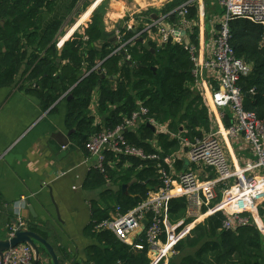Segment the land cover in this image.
<instances>
[{
  "label": "trees",
  "instance_id": "16d2710c",
  "mask_svg": "<svg viewBox=\"0 0 264 264\" xmlns=\"http://www.w3.org/2000/svg\"><path fill=\"white\" fill-rule=\"evenodd\" d=\"M186 1L171 0L164 6L162 13L167 15L170 25L178 21L173 11ZM56 3L57 0H0V88L11 86L25 66L23 88L44 108L51 107L67 93L63 100L71 99L66 102L65 126L74 131L70 138L80 149H84L91 135L115 128L140 105L148 110V117L168 124L174 134L180 133L192 140L209 132L212 125L207 108L200 96L190 89L192 64L181 46L166 44L157 48L151 44L155 49V54H151L135 42L125 47V54L123 51L113 53L119 44L104 35L98 9L82 31L76 32L58 50L55 38L61 22L53 21L43 28L46 16L54 11ZM196 14V8L190 7L187 19L196 18ZM229 32L235 56L250 66V73L239 82L245 96L244 109L264 121L263 29L247 20H233ZM132 35L131 31H124L123 42ZM83 36L88 38L86 42ZM191 40L195 42V33ZM127 55L129 60L125 59ZM95 92L98 93L97 114L103 119V127L94 125V117L88 114ZM125 136L130 145L145 154L155 152L150 144L153 139L163 154H171L179 148L176 140L165 135L155 136L146 125ZM109 161L114 165L108 166L107 179L117 186V191L104 192V206H92L90 222L84 232L95 237L98 245L86 248L87 262L148 264L142 236L137 243L143 250H137L118 242L110 232L94 234L92 231L95 224L109 218L115 207L127 212L146 199L150 192L148 186L153 190L159 188L157 163L112 154H109ZM183 166L181 162L176 165L178 169ZM123 185H127L125 193L121 189ZM103 186H106L104 176L92 169L84 189ZM185 212L184 198L169 201L170 224L183 219ZM225 218L224 214L215 213L197 224L188 236L176 243V254L168 264H264V238L258 229L251 224L234 232L223 231ZM11 223L10 215L0 214V241L8 238ZM27 229L50 245L52 234L48 228L27 224ZM39 250L44 249L40 246Z\"/></svg>",
  "mask_w": 264,
  "mask_h": 264
},
{
  "label": "built area",
  "instance_id": "2783aa9c",
  "mask_svg": "<svg viewBox=\"0 0 264 264\" xmlns=\"http://www.w3.org/2000/svg\"><path fill=\"white\" fill-rule=\"evenodd\" d=\"M87 1L76 0L73 4L71 15L74 25L78 24ZM196 1L199 4L194 5V1L187 0L173 11L178 17L174 25L168 24L167 15L163 14L153 21L143 22L141 29L128 24L114 28L113 37L119 46L113 53L123 51L125 54V47L140 38L148 39L150 45L157 48L166 44L181 46L192 64L190 89L200 96L207 108L212 125L209 132L192 140L180 133L174 134L168 124L148 117V110L140 105L115 128L93 134L85 143L90 168L104 176L106 185L110 183L107 168L114 165L109 161V154L157 163L159 188L150 191L145 200L127 212L115 207L109 218L95 224L93 229L95 233L110 232L118 242L137 250H143V246L135 241L142 236L147 247L148 264H168V254H176V243L215 213L226 216L221 230L234 232L239 227L252 224L264 238V121L244 109L245 96L239 82L250 73V66L235 56L229 43V24L233 20H247L262 27L264 39V0H215L222 14L209 44L203 41V0ZM192 6L196 8V18L188 20V9ZM88 23L78 26L75 33L82 31ZM198 24L199 35L194 42L191 38ZM124 31L133 34L126 42H123ZM59 34L60 31L55 38L58 50L63 41ZM83 40L86 42L88 38L83 36ZM125 59L130 57L127 55ZM66 97L67 93L59 100ZM143 125L152 127L155 136L165 135L176 140L178 150L163 154L155 139L150 142L155 150L153 154H145L130 145L125 134ZM237 140H242L248 147L252 162L240 164L231 154L229 142ZM180 162L185 166L183 169L176 167ZM176 198L186 200V212L183 219L172 225L168 221V203ZM26 199V196H20L17 201L16 222L8 227V239L18 231H27V224L19 214ZM144 220L147 221L145 228ZM33 261V249L29 244L0 253V264H33Z\"/></svg>",
  "mask_w": 264,
  "mask_h": 264
},
{
  "label": "crops",
  "instance_id": "0c3cea01",
  "mask_svg": "<svg viewBox=\"0 0 264 264\" xmlns=\"http://www.w3.org/2000/svg\"><path fill=\"white\" fill-rule=\"evenodd\" d=\"M75 1L57 0L54 11L46 16L43 23L45 29L53 21L61 22L59 38L62 36V46L74 35L78 26L90 22L98 9H104V14L101 13L104 35L116 41L113 37L114 28L128 24L134 29H141L143 22L153 21L163 15L164 6L171 2L148 0L142 4L138 0H88L79 25H74L71 23L74 17L70 15L72 19L68 20L67 11L72 9ZM192 1L194 5L199 4L196 0ZM126 3H129L128 7ZM203 4V41L209 44L220 17L216 16V22L215 17L210 19V28L205 25L207 15L216 2L203 0ZM198 27L199 24L194 30L196 37L199 35ZM25 69V66L20 69L11 86L0 88V214L10 215V226H13L18 211L17 201L20 196H26V204L19 210L21 219L31 226L48 228L52 234L50 246L58 263L90 264L87 262L86 248L98 245V241L86 235L84 229L90 222L92 206H104V192L114 193L117 186L110 182L104 192H99L100 188L84 189L83 185L91 171L85 144L84 149L77 147L72 143L71 134L67 144L61 146L59 142L63 141V137L57 135L65 136L69 131L74 132L65 126L67 101L58 100L51 107L44 108L35 96L23 88L22 75ZM97 106L98 93L95 92L88 114L94 117V125L103 127ZM229 149L240 164L253 161L251 152L242 140L230 141ZM6 240L8 238L2 241ZM40 246L35 244L32 248L33 264H53L43 246L44 250H39Z\"/></svg>",
  "mask_w": 264,
  "mask_h": 264
},
{
  "label": "water",
  "instance_id": "95a60500",
  "mask_svg": "<svg viewBox=\"0 0 264 264\" xmlns=\"http://www.w3.org/2000/svg\"><path fill=\"white\" fill-rule=\"evenodd\" d=\"M138 42L140 44H142V46L147 49L149 52H151V54H155V50L154 48L151 47L150 45V41L148 39L143 40V38H140L138 40ZM59 62V61H58ZM152 70L155 72V68H152ZM248 95H246L247 97ZM71 97L67 98V101L70 100ZM153 131L154 129L152 127H150ZM72 134V131L67 132V134L64 136L62 134H57L58 136L61 135L63 137V141H60L59 144H61V146H64L67 144V139L68 137ZM122 192L125 193L127 190V185H123L121 187ZM148 189L150 191H153L152 187L148 186ZM147 226V221L144 220L143 221V228H145ZM21 244H29L32 248L35 246V244H40L41 246H43V248L47 251L48 255L50 256L53 264H59L57 257L55 255V252L53 250V248L40 236H38L37 234H35L34 232L31 231H18L15 233V236L11 239H8L6 241H0V253L3 250H6L8 248H12ZM34 249V248H33ZM174 254L172 252H170L168 254V258H172Z\"/></svg>",
  "mask_w": 264,
  "mask_h": 264
},
{
  "label": "rangeland",
  "instance_id": "374dc122",
  "mask_svg": "<svg viewBox=\"0 0 264 264\" xmlns=\"http://www.w3.org/2000/svg\"><path fill=\"white\" fill-rule=\"evenodd\" d=\"M147 1L148 0H138V2H141L142 4H146L147 3ZM161 2H166V0H160ZM214 1V0H213ZM89 2V1H88ZM136 2H137V0H136ZM213 3V2H212ZM127 4V5H126ZM125 5L128 7L129 6V3H126ZM213 5H214V3H213ZM131 7V6H130ZM132 8V7H131ZM217 9H219L218 7H217V5L215 4V7L213 8V10H217ZM72 10V9H71ZM71 10L70 11H67V16H68V20H71L72 19V16H70L71 14H70V12H71ZM212 9H211V12L210 13H208V15H207V19H206V22H205V25H207L209 28L211 27V25H212V22L210 21V19H212V18H214L215 19V21L214 22H216V16H218V17H220V13H221V11L220 10H217V11H213ZM100 11H101V13L102 14H104V9L102 8V9H100ZM72 23V22H71ZM194 94L195 95H197L195 92H194ZM225 157L227 158L228 157V155H227V153L225 152ZM106 190V188H105V186H103V187H101L100 189H98V191L99 192H104ZM115 190H116V188H115ZM264 214V212H262V215Z\"/></svg>",
  "mask_w": 264,
  "mask_h": 264
}]
</instances>
